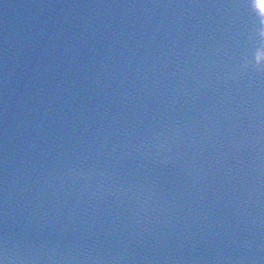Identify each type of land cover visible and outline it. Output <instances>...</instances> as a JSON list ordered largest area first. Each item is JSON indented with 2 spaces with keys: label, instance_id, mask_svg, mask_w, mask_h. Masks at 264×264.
<instances>
[{
  "label": "water",
  "instance_id": "obj_1",
  "mask_svg": "<svg viewBox=\"0 0 264 264\" xmlns=\"http://www.w3.org/2000/svg\"><path fill=\"white\" fill-rule=\"evenodd\" d=\"M0 264H264V0H0Z\"/></svg>",
  "mask_w": 264,
  "mask_h": 264
}]
</instances>
